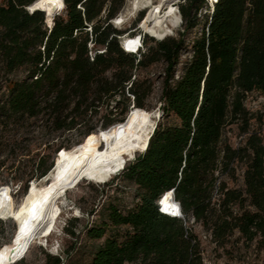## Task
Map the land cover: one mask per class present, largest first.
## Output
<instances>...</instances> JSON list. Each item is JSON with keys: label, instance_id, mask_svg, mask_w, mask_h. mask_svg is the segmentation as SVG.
I'll use <instances>...</instances> for the list:
<instances>
[{"label": "trees", "instance_id": "obj_1", "mask_svg": "<svg viewBox=\"0 0 264 264\" xmlns=\"http://www.w3.org/2000/svg\"><path fill=\"white\" fill-rule=\"evenodd\" d=\"M37 1L0 0V149L15 153L36 124L45 148L29 171L22 170L27 154L15 153L10 166L0 158V173L27 179L17 188L27 195L56 157L95 148L96 140L85 139L149 111L155 84L147 72L162 65L160 118L146 150L99 184H132V205L109 197L106 215L88 230L103 241L89 264H204L194 225L227 255L238 234L239 251L255 246L264 256V120L247 106L254 94L264 98V0H183V29L164 38L138 28L147 24L143 15L131 31L115 27L125 0H62L52 25L43 11H29ZM137 35L143 44L134 54L122 39ZM170 190L184 219L155 203ZM79 220L64 228L72 240L66 259L76 251ZM25 254L12 264H25L18 262ZM64 261L46 254V264Z\"/></svg>", "mask_w": 264, "mask_h": 264}, {"label": "rangeland", "instance_id": "obj_2", "mask_svg": "<svg viewBox=\"0 0 264 264\" xmlns=\"http://www.w3.org/2000/svg\"><path fill=\"white\" fill-rule=\"evenodd\" d=\"M152 1L153 3L157 4L160 0ZM127 2L128 0H125V5L127 4ZM180 3H183V0H174L172 2L173 5H177L178 9V5ZM140 11L138 12L139 14H136L134 17L126 19L125 22L119 23V21L117 22L115 19L113 21L114 26L119 30L131 31L134 28V24L136 23V21L139 20V18L143 15L144 20L146 19V17L148 18L147 24H140L138 28L147 36H154L156 38H159V36L155 35L151 31H147L146 29V26L150 24V21L154 17L152 9H143ZM58 13L59 12H57L56 15ZM144 20L142 21V23L144 22ZM182 29L183 27L181 23V25L173 29V34L169 37H177ZM122 40L123 44L126 45L132 52L137 51V48L141 45L138 35L133 37L126 36ZM187 57L188 55H184L183 60H186ZM162 72V65L154 66L147 72L155 84L153 96L147 102V107L150 109V112L146 110L142 114L130 116L128 119V123L132 126L140 128L148 113H153L151 122H155L157 124L158 119L156 120L155 118H158L157 116L160 114V112H158V107L160 105L159 98L161 95ZM19 75H22V72ZM247 106L252 112L259 115L261 114L264 120V98H262L258 94H254L250 96L249 100L247 101ZM156 113L157 115H155ZM151 122H149L148 127L152 125ZM38 126L39 124H36L35 126H32L30 128L29 134H26L24 136L26 138L25 141L15 151L16 154L19 153L29 155L27 156V160L23 163L22 170L25 171H29L32 167H36V165H34L35 163L33 161H30V159L36 158L38 160V156L43 153V150L45 148L44 138ZM262 132L264 136V124L262 126ZM72 135L73 134L66 136H68L67 138H75V136ZM66 136L63 137L59 143L53 146V149L51 150L52 152L60 147V143L64 141ZM99 137L100 136L92 135L91 137L86 138L83 143H89L91 139H94L97 142L95 144V148L91 146L88 147L90 149H95V151H101L106 146L100 143ZM66 151L68 150H62L59 155L61 153H65ZM15 153L14 151L10 152L9 149H0V158L2 160H7V165L10 166V164H12L13 157H15ZM136 155L137 154H135L134 158L136 157ZM53 156L54 155H52L50 163L53 161ZM129 161H131V159H125L114 164H108L106 162L102 163V165H99L94 169L93 179L91 181L87 179H81L77 181L73 186L68 187L64 191L63 195H60L57 200L58 205L62 208V212L57 219L56 229L54 233L50 237L45 239V242H40L37 236H33L29 247L23 253H21L26 254L21 257L18 262L26 259L25 264H46V254H49L53 257L60 256L61 258H64L65 264H89L96 247L103 241L91 240L87 235L88 230L92 226L97 225L101 222L102 219L99 216L106 215L107 206L109 204V197L111 196L118 198V200H120L119 205L121 208L132 205V184L122 183L120 179L113 180L114 184L110 186H101L99 184L111 180V178L118 174V172L121 170L122 165ZM18 165L19 164H17V166ZM111 165H113V168H111ZM12 176L13 175L7 170L1 171L0 173V186L4 184L0 190H7L6 195L0 194V254L8 246L12 245L9 244V242L18 233V225L23 215L21 206L29 196V193H27V195H24L22 191H19L17 189L19 187H25L27 184V179L23 182H16L12 179ZM45 179L47 180V178H35L34 181L30 183L29 191H31L32 187L36 185L37 194H42L47 190V188L52 187L54 181L52 180L53 182H51V185L49 186V181H46ZM43 180H45L46 182H43ZM89 182H93L95 184L89 185ZM116 184L126 186V189H122L123 191L121 194H119L118 192L116 193ZM241 184L242 178L239 179V185ZM10 192L13 198L8 196ZM99 211H101V213H98ZM76 217H81V220L77 222L78 232L80 234L78 245L76 251L71 254L70 258L66 259L65 255L63 254V250L67 249V247L70 246L72 240L65 234L64 228L66 224L69 223L70 219H74ZM194 229L200 234L202 239L204 264H239V262H241L240 260H242V262L250 264H264V256L261 252L256 250L255 246H252V248L248 252H246L245 250H238V248L244 249L243 242L238 241V234L233 238L235 244V247L233 248V254L231 253L227 255L223 250L219 249L218 246L215 245L210 238L205 239L204 234L206 233L203 232L202 228L199 225H194ZM50 261L51 263H54L53 259ZM12 263L13 260L7 261L5 264Z\"/></svg>", "mask_w": 264, "mask_h": 264}, {"label": "bare ground", "instance_id": "obj_3", "mask_svg": "<svg viewBox=\"0 0 264 264\" xmlns=\"http://www.w3.org/2000/svg\"><path fill=\"white\" fill-rule=\"evenodd\" d=\"M173 1L160 0L155 4L152 0H128L116 21L125 22L126 19L139 14L140 10L152 9L154 17L146 29L159 38H164L172 35L173 29L182 23L180 11L177 5L172 4ZM211 1L215 5L217 0H210L209 3ZM37 4L43 6L36 8ZM36 5L31 6V11H43L48 24L52 25L53 16L62 11L64 2L62 0H39ZM152 116L153 113H148L140 128L121 123L109 131L102 132L107 138L105 135H99L100 143L106 146L101 151L83 146L65 155L61 160L59 159L56 169L51 172L54 181L52 187L47 188L42 194H37L36 185L29 191V196L22 205L23 215L19 225L17 224L18 233L14 237L15 242L0 254L2 255L0 264L12 261L18 254L23 253L29 247L33 236H37L40 242H45V239L54 233L57 219L62 212L57 200L68 187L81 179H93L94 169L102 163L114 164L125 159L132 160L135 154L144 152L156 126L155 122H151ZM149 122L152 123L150 127H148Z\"/></svg>", "mask_w": 264, "mask_h": 264}, {"label": "clouds", "instance_id": "obj_4", "mask_svg": "<svg viewBox=\"0 0 264 264\" xmlns=\"http://www.w3.org/2000/svg\"><path fill=\"white\" fill-rule=\"evenodd\" d=\"M170 194V196H169ZM168 198V205L165 207V205L161 204V201L166 197ZM155 203L159 206V211L164 214H168L172 217H180L182 215L180 210V204L178 201L174 199V192L173 191H167L162 198L157 199Z\"/></svg>", "mask_w": 264, "mask_h": 264}, {"label": "snow or ice", "instance_id": "obj_5", "mask_svg": "<svg viewBox=\"0 0 264 264\" xmlns=\"http://www.w3.org/2000/svg\"><path fill=\"white\" fill-rule=\"evenodd\" d=\"M43 5L42 4H37L35 7L36 8H41ZM130 43H133V42H130ZM101 135H105V138H107L106 137V134H101ZM91 139V138H90ZM61 155H63V153H61ZM6 193H7V190L6 189H4V190H0V194H2V195H6ZM169 196H170V194H169ZM169 196H166L162 201H161V204L162 205H165V207H167V205H168V198H169ZM34 211V210H33ZM0 260H2V255H0Z\"/></svg>", "mask_w": 264, "mask_h": 264}, {"label": "water", "instance_id": "obj_6", "mask_svg": "<svg viewBox=\"0 0 264 264\" xmlns=\"http://www.w3.org/2000/svg\"><path fill=\"white\" fill-rule=\"evenodd\" d=\"M37 3V2H36ZM36 3H34L32 6H35L36 5ZM29 11L31 12V13H33L32 11H31V7L29 8ZM159 41H162V40H159ZM158 117V119H159V115L157 116ZM116 126H119V125H116ZM113 128V127H112ZM110 130V129H109ZM109 130H107V131H109ZM99 134H102V132H100ZM57 160H58V158L56 157V159H55V165H54V168H53V170H55L56 169V166H57ZM52 170V171H53ZM51 171V172H52ZM51 172L49 173V175L48 176H46L45 178H47L48 180H49V182H51V180L53 179V177H52V175H51ZM175 199V198H174ZM15 242V240H14V238L11 240V242H10V244L11 243H14Z\"/></svg>", "mask_w": 264, "mask_h": 264}, {"label": "built area", "instance_id": "obj_7", "mask_svg": "<svg viewBox=\"0 0 264 264\" xmlns=\"http://www.w3.org/2000/svg\"><path fill=\"white\" fill-rule=\"evenodd\" d=\"M211 5H213L212 1H211ZM90 30H91V29H90ZM139 38H140V43H141V45L137 48V51H136L134 54H137V53L139 52V50L142 48V44H143L142 37L139 36ZM122 45H123V43H122ZM123 47H124V45H123ZM124 49H125V47H124ZM181 213H182V211H181ZM171 217H172V216H171ZM177 218L184 219V215L182 214L180 217H177ZM204 237H205V239L210 238V236H209L208 234H204Z\"/></svg>", "mask_w": 264, "mask_h": 264}]
</instances>
